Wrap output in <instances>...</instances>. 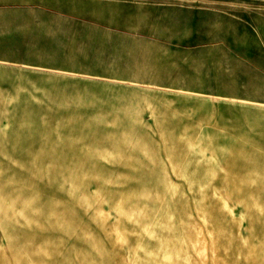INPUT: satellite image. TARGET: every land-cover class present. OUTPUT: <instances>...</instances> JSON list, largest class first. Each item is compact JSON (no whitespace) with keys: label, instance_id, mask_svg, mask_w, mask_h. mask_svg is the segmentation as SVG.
<instances>
[{"label":"rangeland","instance_id":"1","mask_svg":"<svg viewBox=\"0 0 264 264\" xmlns=\"http://www.w3.org/2000/svg\"><path fill=\"white\" fill-rule=\"evenodd\" d=\"M0 4V264H264V0Z\"/></svg>","mask_w":264,"mask_h":264},{"label":"crops","instance_id":"2","mask_svg":"<svg viewBox=\"0 0 264 264\" xmlns=\"http://www.w3.org/2000/svg\"><path fill=\"white\" fill-rule=\"evenodd\" d=\"M203 5H208V4H203ZM6 7V5H2V4H0V8H5ZM206 8L207 10H209V11H211V12H224V11H222L220 8H217V7H211L210 5L209 6H201V8Z\"/></svg>","mask_w":264,"mask_h":264}]
</instances>
